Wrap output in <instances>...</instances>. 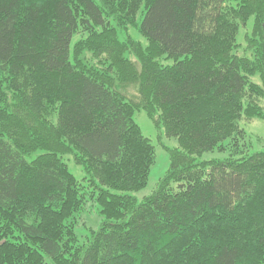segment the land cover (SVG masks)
Instances as JSON below:
<instances>
[{"label": "trees", "instance_id": "trees-1", "mask_svg": "<svg viewBox=\"0 0 264 264\" xmlns=\"http://www.w3.org/2000/svg\"><path fill=\"white\" fill-rule=\"evenodd\" d=\"M261 100L264 0H0V264H264V149L240 124ZM140 110L178 143L142 200Z\"/></svg>", "mask_w": 264, "mask_h": 264}, {"label": "rangeland", "instance_id": "rangeland-1", "mask_svg": "<svg viewBox=\"0 0 264 264\" xmlns=\"http://www.w3.org/2000/svg\"><path fill=\"white\" fill-rule=\"evenodd\" d=\"M252 26V21L249 22V25L242 29L239 35V43L240 47L237 50V54L240 56H248L252 57V52L248 49H246V44L244 40L245 33H249ZM84 35L78 33L73 40V43L78 41L79 39L83 38ZM116 38L120 42H127V41H137L141 43L143 46H146L148 44V41L144 36H142L135 27L128 26L124 27L123 30H119V34L116 35ZM85 56L88 59L90 63H93L95 65H101V57L96 58L95 54L89 51L85 52ZM125 57H127L140 71V64L138 63L137 59L134 57V55L129 52H125ZM161 60V59H160ZM101 61V62H100ZM164 64L170 63V61L167 60H161ZM251 79L259 84H261L259 75H254L251 77ZM121 91L126 94L131 99H137L138 98V85L133 82L125 83L121 85ZM262 108L264 110V100L260 101ZM262 110V112H263ZM264 114V113H263ZM135 121L139 124V126L142 129L143 134L151 140V142L156 147V161L154 165L152 166L151 172L149 174V180L147 186L142 189L139 192L134 193L136 197L139 200H142L144 196L150 195L154 190L155 187L159 181L160 178H162L167 170L170 167V154L169 151L165 148H174L177 147L178 143L175 138H169L166 136L163 129L158 128L152 119L148 116V114L143 111H136L134 115ZM241 126L246 130L248 141L250 142V148L249 152H256L264 149V116L263 117H252L247 118L244 117L242 121L240 122ZM226 154L220 153L218 151L205 153L201 160H211L214 158H224ZM64 159L69 164L70 170L73 172V174L78 179H83L85 176V172L82 168V166H78L75 164V162L72 160V155H66L64 156ZM87 214V213H86ZM98 217L96 216V213L87 215H83L80 223L85 227V225H89L91 222L97 221ZM90 222V223H89ZM86 229L80 228V232H85Z\"/></svg>", "mask_w": 264, "mask_h": 264}]
</instances>
